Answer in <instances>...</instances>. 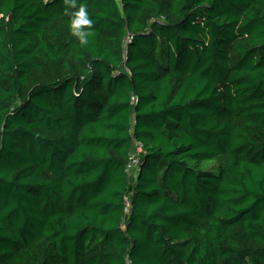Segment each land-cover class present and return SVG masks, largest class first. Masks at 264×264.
I'll use <instances>...</instances> for the list:
<instances>
[{
    "label": "trees",
    "instance_id": "obj_1",
    "mask_svg": "<svg viewBox=\"0 0 264 264\" xmlns=\"http://www.w3.org/2000/svg\"><path fill=\"white\" fill-rule=\"evenodd\" d=\"M76 2L0 0V264H264V0Z\"/></svg>",
    "mask_w": 264,
    "mask_h": 264
},
{
    "label": "clouds",
    "instance_id": "obj_2",
    "mask_svg": "<svg viewBox=\"0 0 264 264\" xmlns=\"http://www.w3.org/2000/svg\"><path fill=\"white\" fill-rule=\"evenodd\" d=\"M64 3L72 8H77L76 0H64ZM67 14V13H66ZM93 21L89 19V14L86 10V6L81 4L78 10L74 11L71 14L70 18V28L72 34L76 36L82 45H86L88 43V35L89 33L85 30V26L87 28H91Z\"/></svg>",
    "mask_w": 264,
    "mask_h": 264
},
{
    "label": "built area",
    "instance_id": "obj_3",
    "mask_svg": "<svg viewBox=\"0 0 264 264\" xmlns=\"http://www.w3.org/2000/svg\"><path fill=\"white\" fill-rule=\"evenodd\" d=\"M130 38V37H128ZM132 101L136 102V97L132 96ZM141 149H142V144L137 142L135 140L134 142V148L131 150V154H130V160L129 163L127 165V171L130 175H133L134 177H136L140 171V165H141V157H140V153H141Z\"/></svg>",
    "mask_w": 264,
    "mask_h": 264
}]
</instances>
